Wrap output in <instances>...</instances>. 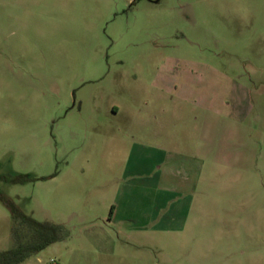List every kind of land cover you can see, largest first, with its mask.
<instances>
[{"label": "rangeland", "instance_id": "374dc122", "mask_svg": "<svg viewBox=\"0 0 264 264\" xmlns=\"http://www.w3.org/2000/svg\"><path fill=\"white\" fill-rule=\"evenodd\" d=\"M10 206L24 264H264V0H0V252Z\"/></svg>", "mask_w": 264, "mask_h": 264}, {"label": "trees", "instance_id": "16d2710c", "mask_svg": "<svg viewBox=\"0 0 264 264\" xmlns=\"http://www.w3.org/2000/svg\"><path fill=\"white\" fill-rule=\"evenodd\" d=\"M13 217L12 249L0 252V264H24L38 255L48 246L59 242L62 226L43 223L17 211L14 206L9 207Z\"/></svg>", "mask_w": 264, "mask_h": 264}, {"label": "crops", "instance_id": "0c3cea01", "mask_svg": "<svg viewBox=\"0 0 264 264\" xmlns=\"http://www.w3.org/2000/svg\"><path fill=\"white\" fill-rule=\"evenodd\" d=\"M189 184L190 181L188 178L181 179L175 177L172 179L170 176L164 177L159 173L150 179L149 216L150 222L156 224L155 227L162 228L179 225L182 221L179 220V218L182 213V211H180L182 204L181 199L185 193L183 190H187ZM184 209L186 208L183 207V210ZM30 260L31 259H29L28 262H30Z\"/></svg>", "mask_w": 264, "mask_h": 264}]
</instances>
